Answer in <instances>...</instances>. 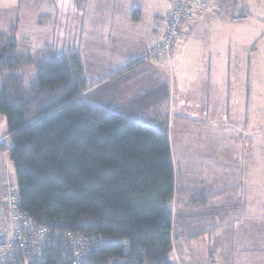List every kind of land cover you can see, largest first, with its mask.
I'll list each match as a JSON object with an SVG mask.
<instances>
[{"label":"crops","instance_id":"1","mask_svg":"<svg viewBox=\"0 0 264 264\" xmlns=\"http://www.w3.org/2000/svg\"><path fill=\"white\" fill-rule=\"evenodd\" d=\"M227 1L224 13L215 17V27L223 32L236 29L239 24L232 23L241 21L229 18L235 6ZM254 1L259 0H246L250 10ZM96 2L27 0L20 9L26 16L41 13L51 22L45 30L44 21L40 34H73L84 46V39L101 34L104 18H111L108 37L115 33L114 17L119 14L131 32L139 31L140 40L132 38L133 46L140 44L138 50L116 51L111 61L95 64L92 73L82 64L87 85L83 96L148 126L168 120L172 157L175 166L182 160L186 184L179 192L176 178L175 210H190L185 223L191 227L189 237L184 236L185 227L178 234L174 230L177 264H264V95L255 94L257 79L248 78L250 69L262 65H255L250 55L257 49L236 50L228 43L223 48V32L215 49L210 35L215 27L209 24L215 18L204 15L176 43V61L168 70L164 59L140 60L160 39L170 10L166 0H136L133 8L121 5L123 11L118 0H108L105 7L112 8L99 11L94 10ZM17 22L19 40L36 34L27 31L24 17ZM232 34L244 39L241 32ZM200 189L204 201L189 205L190 195Z\"/></svg>","mask_w":264,"mask_h":264},{"label":"trees","instance_id":"2","mask_svg":"<svg viewBox=\"0 0 264 264\" xmlns=\"http://www.w3.org/2000/svg\"><path fill=\"white\" fill-rule=\"evenodd\" d=\"M218 1L215 17L228 3ZM230 1L235 11L229 18L247 19L246 0ZM17 24L0 26V113L17 177V209L40 226L99 237L104 245L88 251L82 264L180 262L167 120L148 126L93 104L83 96L87 85L77 55L42 58L21 48ZM205 198L196 190L189 205ZM51 253L48 264H68Z\"/></svg>","mask_w":264,"mask_h":264},{"label":"rangeland","instance_id":"3","mask_svg":"<svg viewBox=\"0 0 264 264\" xmlns=\"http://www.w3.org/2000/svg\"><path fill=\"white\" fill-rule=\"evenodd\" d=\"M27 1V0H26ZM96 5H94V10L97 9H111L112 7H105V5L108 3V0H97ZM120 7L119 10L123 11V5L126 6V8H133L136 4V0H118ZM24 1L21 0H0V26L3 28L8 27L12 22H15L16 20H20L21 17H24L26 19V28L27 31L29 28L31 30H34L33 32H36V34L32 33L31 37H25L24 39L21 38L20 42L24 43L23 47L21 48H29V51L33 53H37L38 56L42 58H49L51 55V52L57 53V55L61 54H76L77 57L80 59L81 63L84 64V67L89 72L94 71L95 64H102L106 63V61H111V55L116 53V51H124L127 49H133L138 50L140 44L135 42L134 46L132 45V38H136L137 40H140L139 31L138 32H131L132 29H130L127 24H123V22L119 17L115 16V33L114 35L111 34L110 37H108L107 32L108 28H110L111 31V18H104L102 22L103 28H101V34L97 37L93 36L88 40L84 39V41L87 42V44L79 45V37L77 36V40H75V37L73 34H67L63 32H55V33H49V34H40V29L42 26H44V21L46 22L45 30H49L51 26V22L49 20L47 21L45 19V16L41 13H38L35 17L31 14L28 16L25 15V11L20 6H23ZM169 4V3H168ZM253 9L250 10L251 12L248 15L247 20L243 19L241 21H237L235 24L238 27L234 30L232 29H226L225 32L218 29L217 20L219 18H215L209 22V24L214 25L215 28L211 30V38H212V45L216 49V44L219 41L218 34L221 36L224 34V38L222 40V46L223 48L226 47V44L228 43L230 45V48L235 47L236 50H238L237 46H239V49H250V48H256V52H252L253 54H250L252 58L253 63L257 62V66L261 65V67L255 68V70L250 69L249 70V76L248 78L251 79L252 76H254L257 80L256 87L257 89H251V94L255 90V94L264 95V0H259L252 2ZM255 4V5H254ZM116 9V7L114 8ZM41 10V9H40ZM133 12V11H132ZM131 12V13H132ZM240 17V16H239ZM37 18L41 20H37ZM44 29V28H42ZM241 32L244 35V39L241 38H234L232 32ZM38 32V33H37ZM223 32V33H222ZM21 35L24 34L23 27L20 31ZM222 33V34H221ZM61 35V36H60ZM232 35V38L229 37ZM60 36V38H59ZM95 37V38H94ZM227 37H229L227 41ZM93 41H92V40ZM127 43V44H126ZM234 48V49H235ZM231 50V49H230ZM233 50V49H232ZM258 51V53H257ZM177 55V53H176ZM176 55L174 57V61L172 62L171 67H169L167 63L168 70H171L173 68L174 62L176 61ZM249 58V55H246ZM252 63V64H253ZM254 75H253V74ZM2 73L0 74V84L2 81ZM251 84V83H250ZM251 88V86H250ZM170 110L167 111V114L170 115ZM171 116V115H170ZM156 127H159L158 125H155ZM168 135H172V132H170V126L168 125V120L166 122ZM177 122H175V128H177ZM7 128V122H5V117L3 114L0 113V194L1 196L4 193L5 186L7 182L9 181L10 184L13 187H17V177H15V169L11 162V159L8 155V150L10 147L9 139L5 133ZM174 128V129H175ZM172 130V129H171ZM174 137V134H173ZM189 169V168H188ZM174 170H176V178L180 181V190L179 192H184L186 184L183 181V164L182 160L177 161V165L174 164ZM190 170V169H189ZM179 195V194H178ZM181 195V194H180ZM1 196H0V202H1ZM175 204V203H174ZM189 208L185 207H179V209L174 211L173 208V221L175 220L174 230L175 234L178 230L182 227L186 228V231L184 233V236L189 237L190 233V225H185V223H188V216Z\"/></svg>","mask_w":264,"mask_h":264},{"label":"built area","instance_id":"4","mask_svg":"<svg viewBox=\"0 0 264 264\" xmlns=\"http://www.w3.org/2000/svg\"><path fill=\"white\" fill-rule=\"evenodd\" d=\"M167 1L170 10L160 39L147 48L142 59L152 62L164 59L171 67L177 53L175 45L184 33L205 14L218 16L222 5L218 0ZM4 188L0 208V264H48L55 255L51 251L60 253L61 261L68 264H82L88 258V251L104 245L99 237L36 224L17 209L18 189L9 181Z\"/></svg>","mask_w":264,"mask_h":264}]
</instances>
